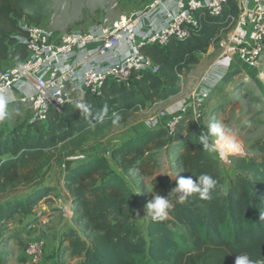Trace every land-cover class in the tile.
<instances>
[{"label": "trees", "instance_id": "trees-1", "mask_svg": "<svg viewBox=\"0 0 264 264\" xmlns=\"http://www.w3.org/2000/svg\"><path fill=\"white\" fill-rule=\"evenodd\" d=\"M45 7L46 0H0V66L27 57L18 23L40 26ZM237 13L235 0H228L219 17L198 10V28L188 39L170 40L164 48L143 43L140 52L158 66L157 74H132L128 85L105 82L97 96L85 93L81 102L64 104L60 111L48 108L45 122L0 126V224L31 214L47 200L52 188L44 183L32 185L24 195L8 193L40 179L57 152L79 151L133 114L180 94L182 77L231 29ZM25 103L15 101L6 114ZM188 120L183 115L172 134L145 129L112 150L123 171L148 178L154 196H168L173 203L166 219H149L144 229L135 219L134 192L102 154L65 161L64 183L85 237L74 228L62 229L59 242L66 246L57 256L73 264H234L240 254L264 257V138L251 145L257 157H234L228 167L202 147ZM163 149L176 153L174 163L182 176L208 174L218 180L211 200L193 194L180 203L177 193L172 196L157 175ZM225 170L233 175L228 178Z\"/></svg>", "mask_w": 264, "mask_h": 264}, {"label": "rangeland", "instance_id": "rangeland-1", "mask_svg": "<svg viewBox=\"0 0 264 264\" xmlns=\"http://www.w3.org/2000/svg\"><path fill=\"white\" fill-rule=\"evenodd\" d=\"M151 1L46 0L45 17L40 26L52 36L77 31H94L105 24L119 20L122 16L144 10ZM226 33L200 56L198 65L187 76L182 77L180 94L133 114L125 123L109 129L103 136L93 139L79 151L57 152L56 158L40 179L8 193V197L24 195L36 183H44L52 188L47 200L40 201L31 214H19L11 223L0 224V264H68V260L56 255L66 246L59 242L60 231L72 227L82 236L85 237V234L79 231L81 225L69 190L65 186L63 172L65 161L74 160L79 156L100 153L106 158L111 169L118 173L134 192L135 219L137 225L144 229L147 220L151 219L146 214V205L154 198L149 180L135 171H123L117 160L113 158L112 150L138 132L156 128L160 123L161 111L166 114H178L181 105L189 99V95L194 90L207 92L208 96L201 103L200 124L196 125L190 114L186 113L189 118L187 125L194 127L198 135H202L199 130L208 133L210 123L221 122L226 130L225 135L210 137V143L215 148L218 149L219 143L225 146L226 141L230 140L235 141L242 150V157L258 156L251 145L256 140L264 138V53L256 68H251L240 61L236 62L229 72L214 67L213 62L221 52L220 41ZM205 75L207 77L203 83L201 78ZM12 93L19 95L20 92L11 90L3 94L10 100L6 105L5 113L13 107L15 100L20 99L17 96L15 99ZM80 98L81 94L72 92L71 104L81 102ZM19 105L15 112L5 114L4 118L0 119L1 127L8 129L13 124L34 119L35 112L30 107V102ZM212 151L218 158L216 152L218 150ZM175 154L172 150L163 149L159 155L157 171V175L169 187L172 196L175 195L172 191L176 187V181L182 176L174 163ZM232 158L234 157L228 160V167L232 164ZM224 173L228 178L233 175L230 170H225ZM137 212L139 216L136 215ZM42 218H45L44 222ZM35 239L42 240L44 246L41 257L32 261L27 256L29 255L27 248L28 243Z\"/></svg>", "mask_w": 264, "mask_h": 264}, {"label": "built area", "instance_id": "built-area-1", "mask_svg": "<svg viewBox=\"0 0 264 264\" xmlns=\"http://www.w3.org/2000/svg\"><path fill=\"white\" fill-rule=\"evenodd\" d=\"M235 2L237 16L221 39V52L213 62L214 67L227 72L239 61L256 68L264 53V0ZM227 3L228 0H152L144 10L122 16L97 30L54 36L41 26L20 21L19 28L25 33L21 41L27 57L21 63L0 66V95L11 90L22 91L31 85L32 93L20 102H30L34 119L45 122L48 108L60 111L64 104L72 103V92L81 94L82 100L85 93L99 95L105 82L128 85L132 74H157L158 66L140 52V46L151 43L164 48L170 40H186L198 28L195 15L198 10L219 17ZM206 77H202L201 82L204 83ZM207 96V92L199 89L192 91L178 114L161 111L156 128L172 134L186 113L199 125L201 103ZM196 114H199L198 120ZM226 142L233 153L224 152L219 144L218 149H213L221 152L216 151L219 161L225 165L229 158L243 154L235 141ZM28 244L30 260L40 258L43 241L35 239Z\"/></svg>", "mask_w": 264, "mask_h": 264}, {"label": "clouds", "instance_id": "clouds-1", "mask_svg": "<svg viewBox=\"0 0 264 264\" xmlns=\"http://www.w3.org/2000/svg\"><path fill=\"white\" fill-rule=\"evenodd\" d=\"M9 102V98L0 95V119L5 116V108ZM84 112H88L87 107L82 104L77 105ZM118 119V118H117ZM196 119H199V114H196ZM116 121H114L115 123ZM225 128L221 122H213L209 124L208 133L199 135V141L202 147L213 150L214 146L210 143L211 136L223 137L225 135ZM218 180L208 174H201L198 178L192 176H181L176 181V187L172 192L177 193V200L180 203L188 200L193 194H199L201 200H211L212 193L217 188ZM173 208V203L168 199V196H161L156 194L146 205V214L151 217L153 221H162L169 215L170 210ZM139 216V212L136 214ZM264 218V214H261ZM234 264H264V257L252 259L249 255L240 254L236 255Z\"/></svg>", "mask_w": 264, "mask_h": 264}, {"label": "crops", "instance_id": "crops-1", "mask_svg": "<svg viewBox=\"0 0 264 264\" xmlns=\"http://www.w3.org/2000/svg\"><path fill=\"white\" fill-rule=\"evenodd\" d=\"M5 64H9V65H12V64H15V62L13 61V60H8ZM215 73V72H214ZM17 92H20L19 93V95H17V94H13L12 93V95L14 96V98L17 96V98H20L19 100H15V101H20L22 98H26L28 95H30L31 93H32V86L31 85H28L27 87H25L22 91L20 90V91H17ZM16 99V98H15ZM10 101V100H9ZM14 101V102H15ZM6 114V113H5ZM2 129H5V128H3L2 127ZM63 178H64V172H63ZM77 215V214H76ZM78 218V217H77ZM44 219L45 218H42V221L44 222ZM78 222H79V224L81 225V222L79 221V219H78ZM72 228V227H71ZM80 228H81V226H80ZM74 229H76V228H74ZM77 230V229H76ZM81 230V229H80ZM79 230V231H80ZM68 264H73V263H71V262H68Z\"/></svg>", "mask_w": 264, "mask_h": 264}, {"label": "bare ground", "instance_id": "bare-ground-1", "mask_svg": "<svg viewBox=\"0 0 264 264\" xmlns=\"http://www.w3.org/2000/svg\"><path fill=\"white\" fill-rule=\"evenodd\" d=\"M220 144V143H219ZM222 144H220L219 146L221 147V149L224 151V152H228V151H230L231 153H233L234 151L232 150V147H230V146H227V145H222ZM238 150L240 151V148H239V146H238Z\"/></svg>", "mask_w": 264, "mask_h": 264}]
</instances>
